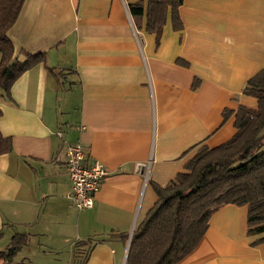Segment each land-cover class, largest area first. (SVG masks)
<instances>
[{
	"label": "crops",
	"instance_id": "1",
	"mask_svg": "<svg viewBox=\"0 0 264 264\" xmlns=\"http://www.w3.org/2000/svg\"><path fill=\"white\" fill-rule=\"evenodd\" d=\"M134 1L24 0L8 31L15 57L45 59L0 95L12 143L0 156V264H125L153 187L234 135L225 113L256 108L242 91L264 68V0H183L181 30L168 16L157 37L130 15ZM75 142L107 172L83 211L67 198ZM246 222V206H221L176 264H264V234ZM15 235L21 248L5 261Z\"/></svg>",
	"mask_w": 264,
	"mask_h": 264
},
{
	"label": "trees",
	"instance_id": "2",
	"mask_svg": "<svg viewBox=\"0 0 264 264\" xmlns=\"http://www.w3.org/2000/svg\"><path fill=\"white\" fill-rule=\"evenodd\" d=\"M183 0H141L129 3L130 15L145 17V30L159 36L169 16L175 31L182 28ZM24 0H0V95L9 98L12 84L24 72L44 62V54L14 56L8 31ZM242 93L256 100L255 109L238 106L234 135L225 143L200 147L165 187L154 186L156 201L132 232L125 264H176L191 253L208 228L211 214L223 205L247 207V234H264V68L250 78ZM1 115V110H0ZM12 149L0 133V156ZM256 243L264 244V236ZM15 235L1 253L8 261L21 248Z\"/></svg>",
	"mask_w": 264,
	"mask_h": 264
},
{
	"label": "built area",
	"instance_id": "3",
	"mask_svg": "<svg viewBox=\"0 0 264 264\" xmlns=\"http://www.w3.org/2000/svg\"><path fill=\"white\" fill-rule=\"evenodd\" d=\"M57 136L60 137L61 133L57 132ZM64 154L70 181L67 198L78 211L91 209L95 195L107 176L105 167L91 159L80 142L65 145Z\"/></svg>",
	"mask_w": 264,
	"mask_h": 264
},
{
	"label": "water",
	"instance_id": "4",
	"mask_svg": "<svg viewBox=\"0 0 264 264\" xmlns=\"http://www.w3.org/2000/svg\"><path fill=\"white\" fill-rule=\"evenodd\" d=\"M130 239H131V235H130V237H129V241H130ZM128 245H129V242H128Z\"/></svg>",
	"mask_w": 264,
	"mask_h": 264
},
{
	"label": "rangeland",
	"instance_id": "5",
	"mask_svg": "<svg viewBox=\"0 0 264 264\" xmlns=\"http://www.w3.org/2000/svg\"><path fill=\"white\" fill-rule=\"evenodd\" d=\"M263 133H264V130H263ZM263 150H264V146H263Z\"/></svg>",
	"mask_w": 264,
	"mask_h": 264
}]
</instances>
